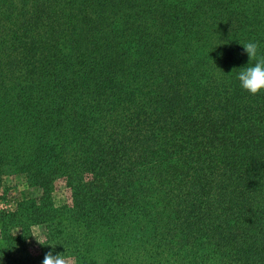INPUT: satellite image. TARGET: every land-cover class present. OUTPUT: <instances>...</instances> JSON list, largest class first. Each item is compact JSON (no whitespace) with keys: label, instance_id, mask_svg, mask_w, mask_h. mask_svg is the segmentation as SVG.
Listing matches in <instances>:
<instances>
[{"label":"trees","instance_id":"trees-1","mask_svg":"<svg viewBox=\"0 0 264 264\" xmlns=\"http://www.w3.org/2000/svg\"><path fill=\"white\" fill-rule=\"evenodd\" d=\"M248 41L264 0H0V177L37 196L0 212V264H264Z\"/></svg>","mask_w":264,"mask_h":264},{"label":"rangeland","instance_id":"rangeland-1","mask_svg":"<svg viewBox=\"0 0 264 264\" xmlns=\"http://www.w3.org/2000/svg\"><path fill=\"white\" fill-rule=\"evenodd\" d=\"M30 190L24 187L20 179L15 177H0V212H11L15 204L19 201L25 200L27 198L37 197ZM51 200L54 207L67 206L70 204V196L64 189L61 180L55 182ZM31 237L25 241V248L22 253L26 251L29 256L34 257L39 253L40 244L36 239L43 240L44 230L42 227L33 226L31 227ZM15 252H17L15 250ZM18 255V254H17ZM66 264H73L69 259H66Z\"/></svg>","mask_w":264,"mask_h":264},{"label":"clouds","instance_id":"clouds-1","mask_svg":"<svg viewBox=\"0 0 264 264\" xmlns=\"http://www.w3.org/2000/svg\"><path fill=\"white\" fill-rule=\"evenodd\" d=\"M243 49L249 62L255 61V63L239 68L238 80L244 91L255 96L264 92V54H260L259 42L255 41H248L243 45ZM36 240L39 244L45 245L41 240ZM42 264H66V259L62 253L53 255V252L49 251L45 254Z\"/></svg>","mask_w":264,"mask_h":264}]
</instances>
